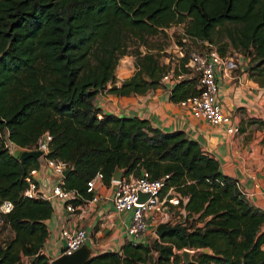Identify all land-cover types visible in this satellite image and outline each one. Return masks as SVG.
Returning a JSON list of instances; mask_svg holds the SVG:
<instances>
[{
  "label": "trees",
  "instance_id": "1",
  "mask_svg": "<svg viewBox=\"0 0 264 264\" xmlns=\"http://www.w3.org/2000/svg\"><path fill=\"white\" fill-rule=\"evenodd\" d=\"M180 24L182 37L195 44L226 39L219 54L232 47L247 55L248 77L264 88V0H0V132L24 150L49 132L48 157L68 163L64 187L84 199L91 197L88 180L101 172L108 186L116 169L125 175L145 170L151 179L168 175L161 193L172 188L181 196L185 230L151 244L126 241L119 251L91 254L85 264H182L183 249L194 250L191 264H264V210L220 171L217 159L183 131L104 113L94 103L115 81L132 40L147 47L149 37ZM134 52L136 72L110 92L165 88L161 78L171 63H161L151 46ZM187 61V54L178 58L174 72L190 73ZM198 92L192 73L171 88L169 99ZM39 166L34 157L14 158L0 136V204H13L0 214L1 226L12 232L0 240V264H24L23 258L51 264L41 250L53 206L23 194L30 170Z\"/></svg>",
  "mask_w": 264,
  "mask_h": 264
},
{
  "label": "crops",
  "instance_id": "2",
  "mask_svg": "<svg viewBox=\"0 0 264 264\" xmlns=\"http://www.w3.org/2000/svg\"><path fill=\"white\" fill-rule=\"evenodd\" d=\"M129 77L115 78L114 82H109L96 96L95 105L104 113L148 120L153 127L166 132L183 131L188 139L197 141L206 154L218 160L223 174L238 181L239 187L252 204L264 210V128L257 125L252 127L249 123L264 121L263 87L249 78L243 69L237 72L226 68L223 73H217L218 96L240 127L239 133L230 134L224 125H212L204 118L193 115L189 109L181 107L178 102L171 101L163 86L130 95L110 92L113 85L119 86ZM53 181L51 176L42 174L38 178L39 188L48 191ZM256 184L259 188H256ZM96 191L100 195L106 193L108 198L84 203L72 217L68 216L61 202L55 201L52 204L53 213L46 220L49 234L41 250L50 261L61 255L63 240L60 229L63 227H84L87 231L85 245L91 249L92 254L119 251L127 241L130 212L117 213L113 210V183L108 186L103 182L98 183ZM171 210L175 218L184 214L181 208L171 207ZM155 228L156 225L152 224L148 234H155Z\"/></svg>",
  "mask_w": 264,
  "mask_h": 264
},
{
  "label": "built area",
  "instance_id": "3",
  "mask_svg": "<svg viewBox=\"0 0 264 264\" xmlns=\"http://www.w3.org/2000/svg\"><path fill=\"white\" fill-rule=\"evenodd\" d=\"M182 40L184 44L175 46V48L178 51V58L187 54L188 61L185 67L189 68L191 72L185 73L180 69L178 72H174L175 65L178 64V58L171 62L170 70L161 78L166 92L169 94L171 88L177 82L189 77L192 73H196L198 75L199 92L180 100L178 104L189 109L193 115L204 118L212 125H224L226 131L230 134L239 133V125L234 122L231 111H227L218 96L219 80L217 73L221 71L223 73L226 68L230 69L229 63L232 62V57L221 56L218 50L208 41H199L198 44L205 47L203 50H199L195 48L188 49L185 44L188 39L183 38ZM233 55L237 56L236 54ZM240 64L243 65L241 69L246 71L248 60L243 58ZM0 134L5 148H8L11 154L15 148H19L7 138V132H0ZM50 140V133L45 132L37 139L35 146L31 149L32 151H40L45 156V164L30 170L31 180L28 181V187L23 194L27 197H42L49 200L51 204L55 201L61 202L69 217L74 216L84 203H95L101 198H108L106 193L100 195L96 191L97 184L102 183L103 176L101 172L96 173L93 178L87 181L86 192L91 194L89 198L84 199L76 189L65 188L63 173L69 165L57 158L48 157ZM120 171L121 175L111 181L114 186L112 200L115 212H130L127 241L147 243L145 238L152 224L156 226L162 222L170 225L184 224L181 223L182 220L174 223L170 222V218H175L171 207L180 208L181 196L172 188L165 193H161L168 175L151 179L150 174L145 170H142L139 175L134 173L125 175L122 169ZM42 174L49 175L54 179L51 189L48 191L39 188L38 178ZM256 188H259L258 184H256ZM78 199H82L83 203L74 204V201ZM12 208V202L4 200L0 204V214L7 213ZM60 236L63 240L61 254H71L85 244L87 231L82 226L63 227L60 229Z\"/></svg>",
  "mask_w": 264,
  "mask_h": 264
},
{
  "label": "rangeland",
  "instance_id": "4",
  "mask_svg": "<svg viewBox=\"0 0 264 264\" xmlns=\"http://www.w3.org/2000/svg\"><path fill=\"white\" fill-rule=\"evenodd\" d=\"M183 30H184V25L180 24L178 26H173L171 28L166 29L164 33L156 34L154 36H151L148 38V46L153 47L154 50L156 51V54L158 55L159 61L165 65L168 63L170 64L171 62H174L178 58V51L176 50L175 46H178L180 44H184L183 39ZM182 37V38H181ZM134 41V44H130L129 48L127 49V52L125 55H123L116 67V72H115V78L120 79L124 78L126 76H132L136 72V66H135V60H136V54L134 50L137 49V47L145 51L147 50V47L139 44L137 40H132ZM226 42V39H222L219 42L213 43V46L219 50L220 46L223 45V43ZM186 46L188 49H199L203 50L205 48L203 45H198L189 41L185 42ZM159 46V47H158ZM162 48L161 50H158ZM158 50V51H157ZM236 54L237 56L233 55ZM226 55L229 57H232V62L229 63L230 69L233 71H240L241 70V65L240 62L244 57H247V55H244L243 53L234 50L232 47H228ZM117 75V76H116ZM129 77V78H130ZM128 79V78H127ZM126 80V79H125ZM254 81V80H253ZM257 83V82H256ZM259 85V84H258ZM112 86V84H110ZM260 86V85H259ZM248 120V119H247ZM248 122V121H247ZM254 127V125H258L257 121L251 122L249 121ZM247 123V125L250 126V124ZM182 219L180 218H170V222L174 223L175 221H180ZM2 224L0 223V240L6 239L12 235V232L10 231L9 228H5L1 226ZM147 240V243H153L155 239H160L158 238L153 232L148 234L147 237L145 238ZM181 253V252H180ZM153 255H156V252H153ZM24 264H28V259L23 258Z\"/></svg>",
  "mask_w": 264,
  "mask_h": 264
},
{
  "label": "water",
  "instance_id": "5",
  "mask_svg": "<svg viewBox=\"0 0 264 264\" xmlns=\"http://www.w3.org/2000/svg\"><path fill=\"white\" fill-rule=\"evenodd\" d=\"M12 156L14 158L25 159L27 157L37 158L40 165L45 164V156L41 154L40 151L32 150H20L15 148ZM69 172V169H66L63 173L66 176ZM121 175V171L116 169L113 173V178H117ZM173 230H185V226L180 223L170 225L168 223H159L155 228V234L158 238L164 237L167 233ZM203 252L210 253L208 248L203 249ZM194 250L183 249L180 253L182 264H191L193 262L192 256L194 255ZM92 254L91 249L87 245H82L78 250L74 251L71 254H61L58 257L51 260V264H85Z\"/></svg>",
  "mask_w": 264,
  "mask_h": 264
}]
</instances>
